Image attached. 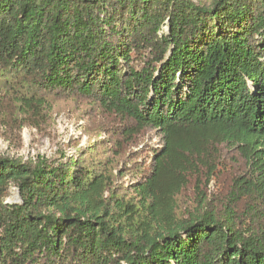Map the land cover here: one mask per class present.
I'll return each instance as SVG.
<instances>
[{
    "label": "trees",
    "instance_id": "trees-1",
    "mask_svg": "<svg viewBox=\"0 0 264 264\" xmlns=\"http://www.w3.org/2000/svg\"><path fill=\"white\" fill-rule=\"evenodd\" d=\"M57 99L162 146L121 201L107 146L0 157V264H264V0H0V113Z\"/></svg>",
    "mask_w": 264,
    "mask_h": 264
},
{
    "label": "rangeland",
    "instance_id": "rangeland-1",
    "mask_svg": "<svg viewBox=\"0 0 264 264\" xmlns=\"http://www.w3.org/2000/svg\"><path fill=\"white\" fill-rule=\"evenodd\" d=\"M193 1L211 3L212 0ZM8 101L0 113V157L33 162L41 157L66 160L80 158L86 152L104 146L115 154L123 153L118 162L106 170L111 190H105L102 202L110 199L113 187L116 188L113 198L117 201L132 195L134 188L145 178L142 172L151 168L154 152L162 146L157 132L147 129L121 147L120 138L125 137L121 133L124 123L89 104H72L66 99H57L46 113L32 114L34 116L28 119L25 109H20L14 101ZM232 156L233 151H230V160ZM228 173L226 177L231 178L234 168ZM217 182L212 180L207 187L216 196L219 194ZM195 183L193 181L192 187L186 189L183 201L188 203L198 196ZM98 199L93 198L95 207L102 203ZM7 201H21L15 186H12Z\"/></svg>",
    "mask_w": 264,
    "mask_h": 264
}]
</instances>
